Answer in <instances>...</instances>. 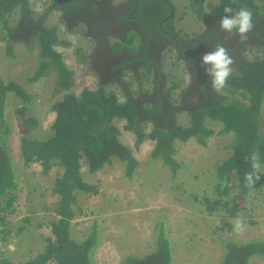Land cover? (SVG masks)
Listing matches in <instances>:
<instances>
[{
	"label": "trees",
	"instance_id": "obj_1",
	"mask_svg": "<svg viewBox=\"0 0 264 264\" xmlns=\"http://www.w3.org/2000/svg\"><path fill=\"white\" fill-rule=\"evenodd\" d=\"M82 1L77 2L80 4ZM206 1L208 0H194L195 5L191 6L192 9L196 7L201 19L205 17L203 5ZM145 2L151 3L150 0ZM163 5L167 9L171 8L169 1H165ZM225 6H231L234 10L242 7L251 10L255 29L251 36L258 37L261 43L253 49L242 48L241 54L243 56L245 53L246 58L247 52L256 50V53L251 59H247V65L233 71L227 87L222 91L224 95L216 93L214 101L198 107L192 113L183 111L180 103L176 105L168 101L174 105L171 111L174 119L168 125L151 118L143 119L138 105L142 101L138 99L151 92L142 89L140 79L139 87L133 93L141 96L130 95L129 86L136 83V79L130 77L126 88L122 87L125 98L123 101L105 85H99L96 89L85 87L79 93L73 92L75 72L66 66L62 54L56 50L57 46H68L70 43L61 39L55 26L40 27L35 32L33 39L40 48L41 63L35 74L27 79L28 83H33L54 72L55 90L57 93H64L62 98L51 104L50 112L54 114V120L46 133L38 136L42 126L31 110L34 95L21 83L4 80L0 71V222L4 226L7 242L12 231L8 217L15 212L13 205L18 199L16 192L22 190L17 183L9 144L12 129L5 114L9 103L17 102L14 114L19 122L24 167L33 163L40 164L43 175H48L55 167L62 170L46 195L52 199V206L48 210H52L55 217L49 221L51 232L49 236L43 237L42 251L25 262L14 261L9 254H5L0 257V264H96L94 254L101 243V232L97 226H93L81 239L73 235V221L84 214L78 207V195L91 197L101 194L97 185L84 180L82 168L86 165L88 173L94 175L105 167L118 163L124 167L125 177L131 179L140 167L135 151L121 141V129L116 121H124V130L136 136L135 150L146 140L155 142L152 159L163 161L174 173L181 167L174 158L176 141L188 142L194 138L205 146L207 139L215 134L207 125L208 121L221 124V134H233V142L227 147L231 149V155L215 169L216 198L195 197V201L205 207L209 216L223 210L230 219L238 218L245 210L240 201L263 193L264 174H261L254 190L245 186L244 174L251 171L250 161H246L245 157L253 151H259L260 162L264 165V136L261 133L264 124L261 110L264 101V35H260L264 33V0H218L210 10L211 25H219ZM36 13L29 0H0V40L3 38L9 42V53L13 42L23 41L12 37L18 31L16 25L20 16L36 18ZM46 19L47 15L40 19L39 24L45 23ZM170 19L169 12L166 11L165 16H152L143 22L149 31H152L151 25L160 23H163L161 27L165 30V24ZM213 34L217 35V32L211 29V35ZM197 44L194 42L195 48ZM81 51L82 49H76L75 52L79 54ZM229 52L234 53L232 50ZM145 69L149 75L144 78V72L142 80H146L153 91L161 82V68L148 64ZM165 80L166 77L162 79L163 86ZM173 87L177 89L176 85ZM170 92L171 90L166 92V95L169 96ZM163 105L164 102L160 99L154 107L150 104L144 106L150 113H161L164 111ZM182 113L187 114V125L177 122V116ZM147 124L152 126L150 133L146 132ZM233 169L237 170L235 174ZM24 220L30 222L31 217L26 216ZM227 225L232 231L233 224L229 222ZM24 229L25 227H20L18 232ZM242 243L233 237L225 242L227 254L222 264H253L256 259H264V239L256 238L246 244ZM124 264H172L171 243L164 228L161 227L158 231L154 252L143 258L128 257Z\"/></svg>",
	"mask_w": 264,
	"mask_h": 264
},
{
	"label": "rangeland",
	"instance_id": "obj_2",
	"mask_svg": "<svg viewBox=\"0 0 264 264\" xmlns=\"http://www.w3.org/2000/svg\"><path fill=\"white\" fill-rule=\"evenodd\" d=\"M29 1L35 9L43 10L45 4H41L40 0ZM121 1L123 0H115V3ZM164 1L171 3V8L167 9L171 19L165 24L166 32L184 39H199L206 26L199 18L196 7L194 9L191 7L195 5L194 0ZM164 1L144 9L147 19L166 15ZM217 2L218 0L205 2L204 14L209 15L211 7ZM54 26L57 27L61 39L70 43L68 46H57L56 50L62 54L66 66L75 72L72 91L79 93L85 87L96 89L100 85L98 78L87 64L77 59L75 52L79 48L87 51L91 49L90 41L85 37L86 33L82 31L77 35L66 32L63 25L56 20V15L46 23V27ZM139 40L135 38L137 45ZM11 45L9 53V42L3 38L0 40V71L4 80H15L34 95L31 110L39 118L42 126L38 131L39 136L48 131L54 120V114L50 112L51 104L62 98L64 93H57L55 90L54 72L36 82H27V79L40 68L41 63L40 48L35 39L28 42L15 41ZM255 53V50L248 52L249 58ZM180 61L170 50L163 51L161 63L166 77L163 88L165 93L171 90L168 94L169 101L176 105L179 104L177 95L182 88L187 87L184 81L185 67ZM146 65L148 64L144 63L137 70L136 83L129 86L130 95L134 97L139 95L133 93L139 87V79L145 92L152 91L151 85L142 80L141 76V71L143 73L144 70V78L149 75L145 69ZM203 72L206 74L205 68ZM130 77L131 74L125 73L124 80L129 83ZM173 85H176L177 89H174ZM105 87L115 91L121 101L125 99L123 90L114 83L109 82ZM221 94L224 95L223 92ZM16 106L17 102L9 103L5 114L12 129L9 144L13 167L18 186L22 190L16 192L18 199L13 205L15 212L8 217L12 231L6 255L9 254L14 261L25 262L42 251L43 237L50 235L49 221L55 215L52 210H48L52 206V199L46 195L56 176L61 173V169L55 167L48 175H43L42 167L40 170L35 165L21 166L19 162L21 150L17 148L21 135L19 122L14 114ZM261 110L264 117V101ZM177 122L187 125V114L178 115ZM125 124L124 121H116V125L121 129V141L135 151L134 154L140 162V167L133 178H126L124 167L118 163L107 166L94 175L88 173L86 165L81 171L84 180L97 185L101 194L91 197L78 195V207L84 214L73 221L75 228L73 235L81 239L93 226H97L101 232V243L94 254L96 264H124L128 257L147 256L156 249V238L161 227L164 228L171 243L172 264H222L227 254L225 242L230 237L243 242L242 244L256 238L264 239V191L258 196L240 201L245 210L239 218L245 227L239 233L233 229L230 231L227 225L229 222L234 224L237 218L230 219L223 210L209 216L205 212V207L195 201V197L199 199L209 197L213 200L216 198L215 169L232 153L227 147L233 142L234 136L221 134L223 127L221 124L207 122L215 134L207 139L205 146L194 138L188 142H175L174 158L181 166L177 173L163 161L152 159L155 142L146 140L138 150H135L136 136L124 130ZM145 126L146 132L150 133L152 126L150 124ZM261 133L264 136V124ZM26 216L31 217L30 222L24 220ZM20 227L25 229L18 232ZM253 264H264V259H256Z\"/></svg>",
	"mask_w": 264,
	"mask_h": 264
},
{
	"label": "flooded vegetation",
	"instance_id": "obj_3",
	"mask_svg": "<svg viewBox=\"0 0 264 264\" xmlns=\"http://www.w3.org/2000/svg\"><path fill=\"white\" fill-rule=\"evenodd\" d=\"M77 1L62 4L58 0H40L41 4H45L43 10L37 12L33 8L37 12L36 18L20 16L16 25L18 31L13 33L12 37L29 41L40 27L45 28L46 23L56 15V20L63 25L66 32L80 35L78 32L84 31L86 39L90 41L91 49L89 51L82 49L77 54V59L90 67L100 85L112 82L121 89L127 86V82L123 80L125 73L136 79L137 70L147 61H152L153 66L161 67L163 51L170 50L178 60L185 62L186 70L193 76L192 84L182 88L177 95L180 107L187 113H192L198 107L216 99V93L209 84V77L201 67L202 55L211 51L217 42H221L229 51H234L229 54L235 61L233 69L237 70L247 64L241 54L242 48L261 43L258 37L251 36L254 28L247 34L248 39L241 42L238 36L221 33L219 25L214 23L211 25L208 16L202 18L206 28L199 35V39L189 40L169 34L161 27L163 23L151 25L152 31L147 30L143 22L147 18L144 9L164 0H150L151 3L145 0H123L117 4L115 0H83L80 4ZM45 15H47L45 23L39 24ZM211 29L216 31L217 35H211ZM260 35L262 37L264 33ZM136 36L140 39L138 45L135 41ZM176 41L178 44L180 42V45ZM194 42L198 43L196 48ZM139 58L143 60L139 61ZM163 76L162 79L165 78V75ZM162 79L159 87L153 89L150 94L138 96L140 97L138 100L142 101L138 105L144 120L151 118L168 125L174 119V114H171L174 105L168 102L169 97L164 92ZM160 99L164 102L163 112L150 113L145 108V104L154 107Z\"/></svg>",
	"mask_w": 264,
	"mask_h": 264
},
{
	"label": "clouds",
	"instance_id": "obj_4",
	"mask_svg": "<svg viewBox=\"0 0 264 264\" xmlns=\"http://www.w3.org/2000/svg\"><path fill=\"white\" fill-rule=\"evenodd\" d=\"M32 8L34 7L32 6ZM35 10L39 12V10L37 9ZM166 11H167V8H166ZM204 15L210 17L209 15H206V14ZM253 27H254L253 14L250 9L246 7H242L239 10H234L231 6L224 7V15L221 17L219 21V31L221 33H226L228 36H238L240 41L243 42L248 39L247 34L250 31H252ZM244 47H249V49H253L256 46L252 47V46L246 45ZM245 55L246 54L243 53L244 60L248 64L247 59H251L253 56L249 58V55H248L246 58ZM174 57H175V54H174ZM180 63L181 65L185 66V71H184L185 84L190 86L193 81V76L190 72L186 70L185 62L180 61ZM234 63H235L234 59L229 54V49L226 48L224 44L221 42H217L215 46L212 47L211 51L205 53L202 56L201 67L205 68L206 74L209 77L210 87L214 93L220 94L227 87L228 80L233 73L232 66ZM147 64H150L151 66H153L152 61H147ZM157 67L161 68V75H164L163 74L164 67L162 63H161V67L159 66ZM143 73L141 71V75ZM124 78H125V75H124ZM245 160L250 161V166H251V171H248L244 174L245 186L249 188L250 190H254L256 182H258L261 179V174H264V165H262L260 162L259 151L251 152L249 156L245 157ZM236 171H237L236 169H233L234 174L236 173ZM244 227L245 226H244L242 219L238 217L235 223L233 224V230L239 233L244 230Z\"/></svg>",
	"mask_w": 264,
	"mask_h": 264
},
{
	"label": "built area",
	"instance_id": "obj_5",
	"mask_svg": "<svg viewBox=\"0 0 264 264\" xmlns=\"http://www.w3.org/2000/svg\"><path fill=\"white\" fill-rule=\"evenodd\" d=\"M8 242L5 240V235H4V226L0 222V257L4 256L7 253L8 249Z\"/></svg>",
	"mask_w": 264,
	"mask_h": 264
},
{
	"label": "crops",
	"instance_id": "obj_6",
	"mask_svg": "<svg viewBox=\"0 0 264 264\" xmlns=\"http://www.w3.org/2000/svg\"><path fill=\"white\" fill-rule=\"evenodd\" d=\"M17 148L20 149V143L17 144ZM19 157H20V158H19V162H20L21 166L24 167V165H23V161H22V159H21V152L19 153ZM31 165H35V166L39 167L40 170H41V165H40V164L33 163V164H30V166H31ZM28 167H29V166H28ZM61 173H62V170H61Z\"/></svg>",
	"mask_w": 264,
	"mask_h": 264
},
{
	"label": "water",
	"instance_id": "obj_7",
	"mask_svg": "<svg viewBox=\"0 0 264 264\" xmlns=\"http://www.w3.org/2000/svg\"><path fill=\"white\" fill-rule=\"evenodd\" d=\"M58 1H60V3H65V2H69V1H72V0H58Z\"/></svg>",
	"mask_w": 264,
	"mask_h": 264
}]
</instances>
